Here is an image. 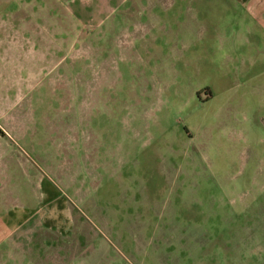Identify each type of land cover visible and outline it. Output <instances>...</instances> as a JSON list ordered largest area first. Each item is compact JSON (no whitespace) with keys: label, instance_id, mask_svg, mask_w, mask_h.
Wrapping results in <instances>:
<instances>
[{"label":"rangeland","instance_id":"obj_1","mask_svg":"<svg viewBox=\"0 0 264 264\" xmlns=\"http://www.w3.org/2000/svg\"><path fill=\"white\" fill-rule=\"evenodd\" d=\"M119 4L0 0L60 46L9 109L0 264H264L263 28L238 0Z\"/></svg>","mask_w":264,"mask_h":264},{"label":"crops","instance_id":"obj_2","mask_svg":"<svg viewBox=\"0 0 264 264\" xmlns=\"http://www.w3.org/2000/svg\"><path fill=\"white\" fill-rule=\"evenodd\" d=\"M238 1L246 5L247 12L249 11V13L258 21L260 27L264 30V0ZM122 4H128L130 9L127 13L129 14L128 19H134L135 22H138L139 19H160L163 16L165 19L167 12L171 9L175 10L172 19L182 18L178 13V10H176V8L179 9L177 0H120L119 5ZM17 8L21 10L20 6H17ZM23 8L25 12L27 4L26 6L23 5ZM20 10H18V19L0 20V45H4L3 55H7L6 57H14L12 60L13 63L18 59L17 63L20 64L17 65L18 70L15 71V74L13 73V76L12 74L7 76V74L4 75L2 71L0 72V82L6 81L11 85L17 84L19 86V88L17 87L18 93L14 96V99H9L7 102H4L2 99L6 97L0 98V118L4 119V123H0V159L2 160H4L6 156L10 157V153H12L11 147L17 143L14 135L19 137L26 136V129L23 127V117L18 114L15 116L8 115L10 112L9 109L13 106L15 107L18 104L19 99L25 96L22 93H19L20 87L36 78L38 73H40L43 68V59H47L52 55L56 56L60 50L57 40L53 41V39L48 38L43 34L41 30V22L37 23L34 19H24L20 14ZM67 11V18L69 19L71 15L69 9H67ZM40 14H42V12ZM67 84L68 81L66 85L64 84L68 88ZM58 85L60 86L62 84L58 83ZM61 87L64 86L62 85ZM1 91L3 90L1 89ZM8 103L9 107L6 108V104ZM69 103L72 105L74 102L71 100L70 102H67L68 105ZM15 120L19 121L18 128L13 127V125H16V123L13 122ZM18 214L20 215V213ZM16 218L18 217L16 216ZM3 219L4 217L0 220V223ZM0 229L3 230L4 228ZM26 229L27 228H24L23 230H21V228L17 229L20 231H18V239H15V247L19 246L18 241L21 243L20 234L21 232L26 231ZM14 230H16V228ZM4 239L5 236L0 238V245ZM1 252L3 253V256L1 255ZM0 258L4 261V251L1 248Z\"/></svg>","mask_w":264,"mask_h":264}]
</instances>
